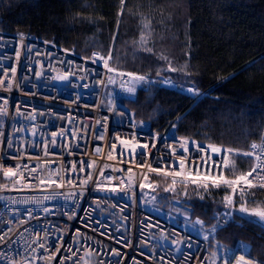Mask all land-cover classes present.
Returning a JSON list of instances; mask_svg holds the SVG:
<instances>
[{"label": "built area", "instance_id": "1", "mask_svg": "<svg viewBox=\"0 0 264 264\" xmlns=\"http://www.w3.org/2000/svg\"><path fill=\"white\" fill-rule=\"evenodd\" d=\"M94 52L108 57L96 49L81 56L32 32L0 30V107L6 108L0 113V264H238L241 256L246 264H264L246 245L213 244L205 231L141 203L148 173L172 182L190 180L197 170L224 176L222 153L209 146L228 148L181 137L173 120L163 129L136 121L120 103L130 97L129 72L110 59L112 72L103 60L93 63ZM262 137L264 127L249 151ZM8 167L14 174L5 177ZM228 219L222 215L219 225Z\"/></svg>", "mask_w": 264, "mask_h": 264}, {"label": "trees", "instance_id": "2", "mask_svg": "<svg viewBox=\"0 0 264 264\" xmlns=\"http://www.w3.org/2000/svg\"><path fill=\"white\" fill-rule=\"evenodd\" d=\"M143 22L150 23L146 43H141ZM0 30L32 32L81 56L92 49L108 55L111 49L113 67L170 82L137 85L134 98L121 99L136 121L163 129L173 120L181 137L238 152L260 138L264 0H124L122 9L120 0H0ZM169 64L178 71H169ZM192 86L202 93L194 96L185 90ZM231 160L235 172L229 165L227 178L248 171L253 163L234 153ZM154 175L150 178L164 198L180 197L184 191L191 216L207 226L225 214V195L250 207L264 202V188L241 196L225 184L207 183L205 189L202 182L177 184L166 194L163 178ZM210 239L231 247L244 241L249 255L264 262V224L255 216L235 211Z\"/></svg>", "mask_w": 264, "mask_h": 264}, {"label": "snow or ice", "instance_id": "3", "mask_svg": "<svg viewBox=\"0 0 264 264\" xmlns=\"http://www.w3.org/2000/svg\"><path fill=\"white\" fill-rule=\"evenodd\" d=\"M121 2V9L123 8V4H124V0H120ZM150 23L149 22H143V26H142V35H141V43H146L148 36L151 35L150 33ZM146 33V34H145ZM147 51H151L150 48L146 49ZM17 55H19V53H17ZM112 56V51L111 49L109 50L108 53V57L104 58L102 56H100L99 53H93V57H92V62L95 63L97 60H103L104 62V66L105 68H107V70L109 72L114 71V69L108 67V60L111 59ZM169 71H178V69L172 68L171 65L169 64ZM13 73L16 71L15 68L12 69ZM37 75H39V73H37ZM120 75H125L124 73H120ZM126 75L133 77L135 81H145L146 77L144 76H137L133 73H127ZM157 75H159V73H157ZM185 75H188L187 72H185ZM64 79H66V77H63ZM111 80V78H109ZM165 83H168V81H165ZM9 87H11V85H9ZM127 91L129 93H132L135 91V89L133 87H129L127 88ZM187 92H189L190 94H193L194 96H198L199 92L198 90L195 88V86L189 87L187 89ZM4 104L7 105L8 101L5 100ZM6 112V108L4 107H0V113H5ZM53 135H55V133H53ZM198 150H203L202 146L197 144L196 145ZM211 148V152L215 153V154H221L222 153V160L224 161V163L226 165L230 164L231 167L233 168V173L235 172V162L230 160V155L231 154H235L238 156H244V157H250L253 156L255 154V160L256 163L253 164L252 168L247 171L244 172L238 176L235 177V179H226L222 174L221 175H217V176H211L209 171H205L204 174L202 175L198 170L195 171L193 174H190L189 179L191 180L192 183L196 184L198 180H204V181H208L211 180L212 181V186L213 187H219L221 182L225 185H227L232 193H236L237 191L240 192L241 196H243L249 189L254 188V187H260V188H264V137H262V143L260 145L257 144H252L251 145V151H247V152H238L237 150L228 148V149H221L218 148L216 146L210 145L209 146ZM185 151H187V149H185ZM208 160H211V157H207L206 159L201 161V164L203 165H207L208 164ZM181 165H184V160H181ZM212 166L216 167V162L213 161L212 162ZM75 167V166H74ZM195 167V165H194ZM152 171H160L159 169H151ZM33 171H35V169H33ZM81 171H83V167L81 168ZM14 174L13 169L11 167L5 168L4 169V176L5 177H10ZM174 175H180L179 172L173 173ZM251 178V179H250ZM88 179H91V175H88ZM259 181V183H256V181ZM43 183V181H41ZM52 183H54V181H50ZM68 183H73V181L68 180ZM87 183V180H81V184ZM199 186V185H198ZM141 187H144V185L142 184ZM203 187L205 189L208 188V184L205 183L203 185ZM168 189H166L167 191ZM224 201H225V206L228 207L230 206L231 202H232V197L230 195H225L224 197ZM46 212L48 211L47 209H44ZM240 212H244V213H249L252 216L258 217L259 220L261 222H264V202H261L260 204H258L256 207L254 208H249L246 206V203L242 202L239 208ZM29 214L31 215V212H29ZM228 215H231L230 213ZM197 224H201L202 222L200 220L196 221ZM215 228V226H214ZM0 240H3V237H0ZM175 243V241H173ZM38 247L44 248L45 251H48V249L45 247L44 244H40L38 245ZM33 252H35V249H32ZM57 252L60 251V248L56 249ZM68 251H72L71 247H69ZM77 251H79V249H77ZM113 252L116 255H119L118 252L115 251V249H113ZM76 255V252H72V256H68L65 259L67 260H71L73 256ZM85 255H90V253H88L86 251ZM52 257H47V259H51ZM33 259H37V257H33ZM39 259H45V257H39ZM83 259V257L81 258ZM60 264H64V259H62L60 261ZM84 264H88V261H84ZM102 264V262H101ZM238 264H246V262L244 261V257H240L238 260Z\"/></svg>", "mask_w": 264, "mask_h": 264}, {"label": "rangeland", "instance_id": "4", "mask_svg": "<svg viewBox=\"0 0 264 264\" xmlns=\"http://www.w3.org/2000/svg\"><path fill=\"white\" fill-rule=\"evenodd\" d=\"M105 56H108V55H105ZM121 69V68H119ZM121 70H124V69H121ZM127 71V70H125ZM129 73H132L130 71H127ZM137 76H144L146 77V80L145 81H135L134 78L132 77V80H131V87H135L137 85H148V84H151L152 82H157V83H162V84H169L170 85V82L168 83H165V81H167L166 79H152V78H149L145 75H142V74H137V73H133ZM174 86V85H173ZM176 87V85H175ZM188 88H186L185 90L187 91ZM110 92H111V88L110 87H107L106 90H105V93H104V103H108L109 102V99H110ZM202 92H199V94H201ZM193 95V94H192ZM132 99L134 98V92L130 93V97L129 98H125V99ZM208 143V142H206ZM212 144V143H210ZM218 145V144H217ZM250 147V145H249ZM249 151V149L247 150ZM247 151H243V152H247ZM242 153V152H241ZM250 158H252L250 156ZM230 160H231V155H230ZM230 164L226 165L225 167V171H226V168L229 166ZM247 172V171H246ZM155 174V175H154ZM160 176L161 178L160 179H164L166 178L164 175L162 174H159V173H156V172H151V173H148L144 180H143V185L144 187H140V191H139V199L141 201V203L146 206V207H154L156 209H159V210H163L165 212H167L171 217L172 219H174L175 221H179L181 222L182 225H184L185 227L187 228H190L194 231H201V233H203L204 231L209 235V240L211 241V236L214 235V233L216 232V230H218L219 228L223 227L224 225H219L218 223V220L217 222L214 223V225L212 226H207L206 223L204 225L205 229L203 227H201L199 224L196 223L197 220H199L198 217H192L191 215V208H190V205L183 199L184 196V191L181 192V195L180 197H174L172 198L171 196L168 198V197H165V198H168L167 199V203L162 194H160V190L158 191L157 190V187L155 186V182H153L150 178V176ZM224 177L226 179H235V178H227L225 176V172H224ZM161 180V184L163 185V187L165 189H168L170 191H173L177 186V184H184L185 186L188 185L189 182H191V180H187V181H183V182H165L164 180ZM197 182H202V183H211L212 184V181H204V180H198ZM159 182H157L158 184ZM221 184H223L221 182ZM166 194H168V192L166 191L165 192ZM232 197V202L230 204V206H228L227 210L224 212L225 214H231V215H228L229 219L228 221L231 219L233 213L236 211L240 214H248L250 215L249 213H244V212H240L239 211V208H240V205L242 202H240L242 199H235L234 196L231 194L230 195ZM244 202V201H243ZM246 203V202H244ZM247 207H249L250 209L251 208H254V207H250L246 204ZM252 216V215H251ZM201 220V219H200ZM215 226V228H214ZM211 243L213 244H223L221 242H217V241H214ZM246 245L248 247V245L246 244V242L244 241H238L236 245ZM249 249V247H248Z\"/></svg>", "mask_w": 264, "mask_h": 264}, {"label": "water", "instance_id": "5", "mask_svg": "<svg viewBox=\"0 0 264 264\" xmlns=\"http://www.w3.org/2000/svg\"><path fill=\"white\" fill-rule=\"evenodd\" d=\"M257 218V220L259 221V222H261L260 220H259V218L258 217H256ZM261 223H263L264 224V222H261Z\"/></svg>", "mask_w": 264, "mask_h": 264}, {"label": "bare ground", "instance_id": "6", "mask_svg": "<svg viewBox=\"0 0 264 264\" xmlns=\"http://www.w3.org/2000/svg\"><path fill=\"white\" fill-rule=\"evenodd\" d=\"M76 53V52H75ZM162 129V128H161Z\"/></svg>", "mask_w": 264, "mask_h": 264}]
</instances>
